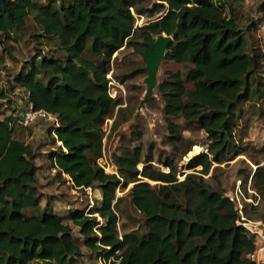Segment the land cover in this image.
I'll return each mask as SVG.
<instances>
[{
    "label": "trees",
    "instance_id": "obj_1",
    "mask_svg": "<svg viewBox=\"0 0 264 264\" xmlns=\"http://www.w3.org/2000/svg\"><path fill=\"white\" fill-rule=\"evenodd\" d=\"M229 2L0 1V33L9 38L31 15L40 27L35 36L60 52L36 51L13 79L27 94L26 109L31 103L57 117L58 125L48 128L56 146L49 158L53 173L67 174L76 189L99 188V202L70 210L69 219L84 247L110 264H256L248 256L256 242L241 224L235 201L205 179L212 163L232 151L239 102L251 90L247 37ZM144 14L149 22L137 26L136 15ZM163 33L172 37L164 58L187 67L184 75L166 70L157 84L169 132L165 142L184 141L172 119L179 115L204 130L207 151L189 158L191 171L180 179L171 158L162 163L167 170L153 165L149 149L133 143L140 132L132 131L111 155L117 172H106L97 162L102 125L120 103L109 93L112 55L125 46L145 50ZM22 114L0 118V264H77L84 252L71 225L47 203L40 207L34 149L14 134ZM256 164L252 185L264 199V167ZM117 188L127 189L141 214V233H119Z\"/></svg>",
    "mask_w": 264,
    "mask_h": 264
},
{
    "label": "rangeland",
    "instance_id": "obj_2",
    "mask_svg": "<svg viewBox=\"0 0 264 264\" xmlns=\"http://www.w3.org/2000/svg\"><path fill=\"white\" fill-rule=\"evenodd\" d=\"M152 1L146 0V5L149 6ZM228 9L232 10L247 37V51L251 60V90L247 98L239 102L232 151L228 152L221 162L212 163L205 179L225 195L232 197L236 203H241L243 213L251 219L252 227L258 230L255 233L250 232L254 236L256 249L248 256L254 259L256 264H264V247L260 237L264 236V199L253 187L251 180L256 163L264 167V0H230ZM149 20L145 14L136 15L137 26L147 24ZM39 31V25L29 15L24 26L13 30L9 38L0 33V53L4 55L0 64V92L4 94L0 97V118L8 115L17 118L26 109L27 94L13 79L22 62L36 51L60 56V52L54 49L52 44L35 36ZM144 65L143 56L131 46L121 47L112 55L108 75L114 84L110 85L109 91L120 103L112 114L105 118L102 125L104 169L110 173L117 172L116 166L111 162V155L118 151L121 140L133 131L141 134L140 139L133 143H140L145 150L149 149L154 159L152 164L167 170L162 163L166 157L171 158L174 161L176 176L181 179L186 172L191 171L186 167L189 158L206 152L209 140L197 124H188L178 115L172 119L179 126L184 141L176 146L165 142L169 132L164 119V102L157 91V84L164 77L166 70H178L184 75L187 67L163 57L156 70V84L152 93L143 99L147 87L144 81L147 70L143 68ZM114 121L117 123L112 128ZM50 125L51 122L43 118H37L25 125H14L15 136L34 149L33 161L36 164L40 207L47 203L52 211L62 216L63 222L71 225L73 236L84 252L77 264H100L98 255L84 247L79 228L69 219L70 210H87L89 204H97L101 197L100 190L98 187L76 189L65 177L52 172L49 158L50 152L56 146L48 134ZM186 146L190 148L183 154ZM149 182L153 184L155 181ZM126 191L127 189H116V196L121 197L117 204L119 233H141V214L131 204ZM24 212L28 215L32 210L26 209Z\"/></svg>",
    "mask_w": 264,
    "mask_h": 264
},
{
    "label": "built area",
    "instance_id": "obj_3",
    "mask_svg": "<svg viewBox=\"0 0 264 264\" xmlns=\"http://www.w3.org/2000/svg\"><path fill=\"white\" fill-rule=\"evenodd\" d=\"M108 75V74H107ZM111 84H114L113 81H112V78L110 75H108V85L110 86ZM110 93V91H109ZM110 95L112 97H114V95H112L110 93ZM37 118H43L45 120H48L50 121L52 124H54L55 126L58 125V120H57V117L55 114L51 113V112H48L44 109H33L32 107V104L30 103L27 107V109L23 112L22 116L20 117V119H18V122L20 124H27L28 122L32 121V120H35ZM52 135L53 137L56 139V134L54 132H52ZM58 144H61L59 141H57ZM97 162L99 163L100 166H102L104 168V163H105V158H104V155H102L101 157H99L97 159ZM52 172L56 169L55 167H52ZM62 176L65 177L67 180L70 181L71 185L72 184V180L71 178L65 174V173H62ZM91 187H86L85 189H90ZM238 190V188L236 189ZM230 197V196H229ZM232 200L233 198L230 197ZM93 204V203H92ZM92 204H90L89 206H91ZM235 205H236V208H237V211L239 212L240 214V222L241 224L248 230V232L250 233H255L257 232L258 230L254 227H252L251 225V219H247L244 214H243V209H242V205L240 202L236 203L235 202ZM250 233V234H251ZM261 237V242L263 243V247H264V236H260ZM100 259V264H110V262L107 260L105 261L103 258L99 257Z\"/></svg>",
    "mask_w": 264,
    "mask_h": 264
},
{
    "label": "water",
    "instance_id": "obj_4",
    "mask_svg": "<svg viewBox=\"0 0 264 264\" xmlns=\"http://www.w3.org/2000/svg\"><path fill=\"white\" fill-rule=\"evenodd\" d=\"M2 3L4 0H0ZM172 40L171 36L166 34H161L152 42L147 43V48L145 50L139 51L143 56L145 62L144 69L147 70V75L144 77V81L147 85L144 98L148 97L156 84V70L161 59L164 57L167 44Z\"/></svg>",
    "mask_w": 264,
    "mask_h": 264
}]
</instances>
